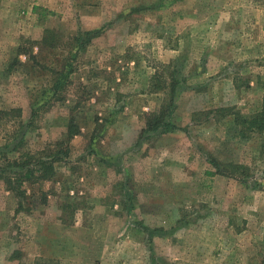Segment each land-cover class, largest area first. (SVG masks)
I'll return each instance as SVG.
<instances>
[{
  "label": "rangeland",
  "instance_id": "374dc122",
  "mask_svg": "<svg viewBox=\"0 0 264 264\" xmlns=\"http://www.w3.org/2000/svg\"><path fill=\"white\" fill-rule=\"evenodd\" d=\"M4 145L0 264H264V0H0Z\"/></svg>",
  "mask_w": 264,
  "mask_h": 264
},
{
  "label": "trees",
  "instance_id": "16d2710c",
  "mask_svg": "<svg viewBox=\"0 0 264 264\" xmlns=\"http://www.w3.org/2000/svg\"><path fill=\"white\" fill-rule=\"evenodd\" d=\"M60 144H62L61 146H64L65 144V148H56L58 147ZM6 145L1 146L0 147V159H3L4 163H1L0 161V172L5 173V175H7L9 173V169H7V166H10L12 164H15L16 162H18V160H10L8 158V153L7 151H4L2 149H5ZM54 148V149H53ZM56 148V149H55ZM48 149V155L50 158H48V161H43L41 159H36L35 162L32 164V167L27 168L25 171H20L19 173L17 172H13V174H16V180H23L21 179V176L26 177V178H31L33 177V174L36 173L38 170H40L39 172H47L48 169L52 168L53 166V161L60 157L59 155H63L65 156L67 154V145L63 140H59L53 143L52 147ZM4 166H1V164H5ZM38 166V167H37Z\"/></svg>",
  "mask_w": 264,
  "mask_h": 264
}]
</instances>
